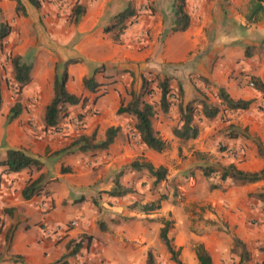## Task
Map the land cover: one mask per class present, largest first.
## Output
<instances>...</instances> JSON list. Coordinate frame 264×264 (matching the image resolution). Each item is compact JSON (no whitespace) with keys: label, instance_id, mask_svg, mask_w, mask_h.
<instances>
[{"label":"crops","instance_id":"0c3cea01","mask_svg":"<svg viewBox=\"0 0 264 264\" xmlns=\"http://www.w3.org/2000/svg\"><path fill=\"white\" fill-rule=\"evenodd\" d=\"M20 1L27 16L17 12L15 0H0V25L11 27V47L17 54L26 61L35 58L34 64L31 62L33 80L21 93L23 112L17 120L7 122L11 107L3 105L0 162L7 159L8 151L24 150L29 156L41 160L43 168L11 173L6 166L0 165V264H83V260L87 264H146V255L154 240L150 231L152 224L143 218L181 214L185 204L173 206L162 201L158 204L162 207L155 215L134 212L131 187L142 186L139 174L146 172L125 171L120 182L131 192L123 197H112L107 193L115 184L116 174L137 159L171 172L174 170V152L170 148L175 147L176 153L182 148L193 159L195 152L202 155L215 152L219 138H215L216 125L206 124L205 120L201 122L198 139L182 142L175 138L173 130L180 118L178 106L173 104L169 114L160 112L159 123L154 122L155 130L167 143L165 152L159 154L142 145L136 135L132 138L130 129H133L135 120L129 115L118 114L120 96H127V91L140 92L143 74L165 70L173 71L172 74L182 82L185 102L199 96L195 85L202 91L208 89L196 77H204L217 87L225 88L236 100H251L261 96L262 92L246 88L244 83L241 84L242 79L236 78L247 71L264 83V63L242 70L235 56L236 50L230 44L220 49L218 45L213 55L207 52L209 41L205 28L213 21L212 14L217 18L222 16V0H190V5H194L200 14L209 13L211 20L204 16L201 22L194 23L193 18L189 30L175 34H168L165 27L174 0L169 3L151 0L155 2L156 13L141 16L139 22L125 32L120 43L105 32L106 27L131 2L139 8L146 0H75L86 11L77 25L70 20L73 12L65 6L60 7L56 1H43L40 10L30 0ZM247 13L248 10L242 16L243 20ZM242 25L246 26L245 21ZM253 29L264 36V20L253 25ZM34 50L44 53L33 56ZM217 53L224 58L213 67L212 61ZM72 59L81 62L68 67L67 89L78 96L84 94L90 100V103L71 108L72 116L85 115L81 132L87 136L96 134L97 140L103 141L109 128H121L109 150L96 155L79 151L62 154L60 151L73 143L80 129L66 124L62 132L56 133L45 124L46 107L54 98L56 73L60 72L59 66ZM102 65L107 67L106 75L114 77L109 82L115 83L110 85L107 95H97L93 101L96 95L85 92L84 79ZM229 70L236 72L235 78L229 79ZM99 80L107 83L102 76ZM160 99L161 94L152 101L147 98V101L160 103ZM91 108L93 112H90ZM222 140L229 146L239 142L230 137ZM255 155L251 152L246 162L236 163L237 167L254 172L252 161ZM63 169L68 172L63 173ZM42 175L45 179L41 194L26 200L23 197L25 187ZM249 193L229 188L225 193H215L208 201L233 230L232 234L247 246L258 240L257 231H249V219L255 212L249 204ZM45 202L51 206L49 211L43 205ZM72 222L76 225L71 227ZM187 241L189 244L185 247ZM79 243L83 246L73 254ZM175 243L178 249L193 253L189 264H199L195 252L199 244L210 252L215 264L240 262L239 258L235 263H229L233 258V240L224 232L207 231L200 239L190 233L187 240L184 237ZM254 259L250 264H256Z\"/></svg>","mask_w":264,"mask_h":264},{"label":"rangeland","instance_id":"374dc122","mask_svg":"<svg viewBox=\"0 0 264 264\" xmlns=\"http://www.w3.org/2000/svg\"><path fill=\"white\" fill-rule=\"evenodd\" d=\"M50 1L58 2L60 7L65 6L66 8L71 10V13L73 12L75 6L79 5V3L75 2V0ZM146 1V3L140 4L141 6L138 8L139 13H141V16L154 15L157 11H155V2L152 3L151 0ZM169 1L171 0H165V3H169ZM189 2L190 0H188V12L192 18V25L193 18L195 21L194 23L201 22L204 16H206V18L208 17L211 20V15L209 13L200 14L199 10H197L194 5H190ZM222 2V16L217 18L212 14L213 21L210 23V25L208 24L209 27L205 28V33L209 41L207 52L213 55L215 52V47H217L218 45L220 46V49L230 44L236 50L235 56L237 57L238 64H240L242 70H248L249 67H252L256 64H263L264 42L262 41H264V36H261V34H257L253 29V25L251 27L245 26L244 28L242 25V21H245V19L243 20L242 16H244V13L248 10L250 0H228V2L222 0ZM235 2L237 6L235 5ZM172 10L173 11L168 14L170 16V19L168 18L165 26L168 31H171L174 21V7L172 8ZM72 15L70 17V20L73 23L74 17ZM215 17L219 21H217ZM140 18L133 25L137 24ZM10 35L5 40H0V74L3 84V105H5V107L12 108L17 102H20L21 93L27 86L23 90H21L14 81L11 57L19 54H17L11 47ZM148 35L150 36V34ZM148 35H144V37L149 38ZM248 48L252 53L251 57L246 56L245 52ZM43 53L44 52L42 51L39 52V50H34L32 55H42ZM214 57L215 58L212 61L213 67L219 60H221V58H224V56H221L220 53L215 54ZM28 61L29 63L32 62L34 64L35 58H31V60L29 59ZM59 70L61 73L63 70V66H60ZM232 70H229V79L235 78L236 72ZM154 71L156 70H151V72L147 75L146 73L143 74L149 80L150 89L152 90V95L147 97L148 100L152 101L156 98V96L161 94L159 85L163 81L169 79L171 85L175 90L178 85L182 83L179 78L172 74L174 73L173 71L165 72V70H163V72L161 71L160 73H155ZM163 73H166L165 77L162 76ZM107 77L108 78H104L107 83H102L103 87L99 90V92L95 94L96 97L93 101H96L97 95L99 97L107 95L109 93L110 85L115 83L109 82L114 77L108 75ZM239 78L242 79L241 84L244 83L246 88L250 87L251 89H257L261 91L257 86H255L254 88L250 86V83L255 82L256 80V77L253 74L244 71V73H241V75L236 79L238 80ZM133 88L134 87H132L131 89ZM130 93L129 91H127V96H120V107L130 101ZM203 93L208 95V98L212 104L220 107L222 110L220 115L214 120H205L206 124L214 123L216 125L215 138H219V140L217 141L218 143L215 144V152H210L205 155L197 154V152H195L196 156H192L193 159H190L189 156L186 155L187 152H185L184 149L179 148L178 152L176 153L175 147L172 149L170 148V151L172 150V152H174L172 158V167H174V170L171 172L168 170L167 178L159 184H156L154 182V178H152L147 172L139 174L142 186L131 187V200L134 203L131 206L133 207L134 212L155 215L159 213L158 210L161 209L162 206L160 207L158 206V204L162 201L170 203L173 206H177V204L179 203L185 204L184 210L181 214L175 215L170 213L166 217H155L154 219L143 218L147 219L152 224L150 231L153 236L154 244L150 248V251L154 253L157 264H176L172 260V256L168 252L166 246L160 239V231L163 228V219L172 222L170 238L172 239L173 244L177 250L178 246L175 243L177 239H184L185 237V239L187 240L190 233L197 235L199 239L204 236L207 231H220L224 232L230 237H233V230L230 229L227 222L221 219V217L217 213V210L212 206V204H209L208 201L210 197L215 193H225L229 188H237L240 191H244V194L245 192H250L248 195V200L249 204L251 203V208H253L255 212L249 219L251 227L249 231H257L258 240L255 243L249 244L248 249H250L252 256H255L252 257V260L253 258H255L254 263L264 264V253L261 252V249L264 247V204L256 202L250 198L251 194L264 191V180L261 182L245 185L230 184L229 186H227L226 190L212 189L213 184H217L218 180H210L205 177L204 174V171L207 167H219L220 165H228L229 161H231L232 157L234 158V156H236V163L243 164L244 162H246V158L251 152L256 153L255 159L252 161V169L254 170V172L260 171L262 168H264V158L260 156L257 147V143H261L264 146V94L262 92L261 96L251 99L253 100V103L249 110L228 112L224 110L222 101L217 99L215 97V94L211 90L205 89ZM86 103H90L89 98H87ZM151 103H156L159 106L158 102ZM197 105L199 106V104ZM200 109L201 108H198L199 114ZM90 112H93V108H91ZM77 115L79 114H74L73 116L76 117ZM161 115L162 114L159 111V114L155 119V121H158L157 123H159ZM133 119L135 120V118ZM203 121L204 120H202V122ZM69 122L70 121H68L64 125L68 124ZM178 124L179 122L177 123V125ZM132 127L134 129V126ZM233 127L235 130H233ZM133 129H130L132 138L135 137V131ZM236 129H238V131L240 132V136L237 138V140L239 141L238 144L232 146L226 145L225 141L222 139L229 137L230 133L232 131H236ZM244 129H247V132H245ZM230 149H233L235 151L234 155L229 154ZM189 190H191L192 193H188ZM150 205H157L158 208L155 210L147 211L146 207H149ZM136 218L137 216H135L134 219ZM188 242L189 241H187V244H185V247L188 246ZM192 254V252L189 254L188 252L181 249L180 259L185 264H189L192 260ZM231 256L233 258L231 259V261L228 260L229 263H235L236 259L239 260V255L237 252H234L233 248H231ZM85 261L86 260H83V264H87ZM225 263L226 261H224L222 264Z\"/></svg>","mask_w":264,"mask_h":264},{"label":"trees","instance_id":"16d2710c","mask_svg":"<svg viewBox=\"0 0 264 264\" xmlns=\"http://www.w3.org/2000/svg\"><path fill=\"white\" fill-rule=\"evenodd\" d=\"M17 2V12L24 16H27V11L20 0ZM45 0H30V2L38 9H41L42 2ZM228 2V0H224ZM174 21L171 31L168 34H175L187 31L192 26V18L188 12V0H174ZM85 8L80 5H76L73 10V23L78 24L85 14ZM141 17L139 9L134 2H131L126 9L117 14L111 24L106 27L105 32L111 34L115 42H122V37L131 25ZM264 20V0H250L248 13L245 15L246 26H252L260 23ZM245 26H243L244 28ZM11 33V27L8 24L0 25V40H5ZM246 56L251 57L252 53L249 48L246 49ZM81 61L72 59L61 66H63L62 72H57L54 82V98L45 110V124L49 129H58L62 127L68 121L74 118L84 121L85 115L79 114L76 117L72 116L71 108L77 107L87 102V98L84 96H78L72 94L67 89V83L69 80L68 67L73 64H77ZM11 64L13 68L14 81L23 90L32 82L33 65L25 61L20 55L11 57ZM60 67V66H59ZM58 71V67H57ZM107 67L102 65L96 67L93 70L91 76L84 79L85 92L90 94H96L103 87V84L99 80V76L108 78L106 74ZM201 81L205 87L211 90L215 97L222 101L224 110L228 112H238L249 110L253 100H236L223 87H217L204 77H196ZM142 89L140 92L131 91V99L128 103L123 104L119 111V115H129L135 118L134 131L135 135L139 138V142L150 150H153L159 154L165 152L167 143L161 138L160 134L154 128V122L157 118L159 111L163 114H169L171 106L173 104L178 106L179 124L174 128L173 134L175 138L182 142H189L196 140L201 134V122L202 120H214L221 113V108L212 104L208 98V95L203 93V89L195 85L196 92L199 96L193 100L185 102L186 94L183 85L180 84L174 89L169 79L163 81L159 85L161 91V99L159 106L156 103H151L146 100L148 96L152 95L150 89L149 80L144 75L142 76ZM193 81V79H192ZM194 83V81H193ZM255 86H257L264 93V83L260 80H255ZM199 104V106L197 105ZM3 107V84L0 74V112ZM200 109V114L199 110ZM23 112V106L20 102H17L11 109L8 115L7 122H13L17 120ZM233 130L234 127H233ZM75 138L73 143L66 149L60 151L62 154H72L77 151L96 155L98 153L109 150L116 138L121 133L120 127H111L105 133V139L103 141L97 140V135L93 134L87 136L81 132ZM247 132V129H244ZM240 136L238 129L232 131L229 135L230 138L237 139ZM258 151L261 157L264 158V146L261 143H257ZM236 156L232 157L229 165H220L219 167H207L205 169V177L210 180H218L217 184H213L212 189L226 190L227 186L231 185H245L261 182L264 180V168L257 172L244 171L237 167ZM0 165L6 166L11 173H19L26 169L41 170L43 168V162L39 159L29 156L24 150H10L7 152V159L0 162ZM126 170L132 172H147L152 178L155 179V183L159 184L167 178L168 169L165 167L156 168L152 163L143 159H137L133 161L127 169L116 174L115 184L113 188L107 193L112 197H123L131 191L121 184L120 179L125 174ZM68 172V169H63V173ZM45 177L40 176L34 181H30L23 191V197L26 200L32 199L35 195L41 194L42 184ZM250 198L256 202L264 204V191L251 194ZM157 205H150L146 207L147 211L157 209ZM172 228V222L163 219V228L160 231V239L166 246L168 252L172 256V260L176 264H185L181 259V249H176L170 238V230ZM233 250L237 252L240 258L239 264H250L252 261V254L248 249L247 244L236 237H232ZM82 243H79L73 252L76 254L82 247ZM195 252L198 258L199 264H215L210 252L205 248L203 244H199L195 248ZM264 253V247L261 249ZM146 264H157L156 257L152 251L147 254Z\"/></svg>","mask_w":264,"mask_h":264},{"label":"built area","instance_id":"2783aa9c","mask_svg":"<svg viewBox=\"0 0 264 264\" xmlns=\"http://www.w3.org/2000/svg\"><path fill=\"white\" fill-rule=\"evenodd\" d=\"M250 86L254 88L255 87V82H251L250 83ZM67 125L68 126H72L73 125V127H75L76 129H81L82 126H83V122L80 121L77 118H74ZM63 130L64 129H63V126H62V127L58 128V129H54L53 131L56 132V133H60ZM229 154L234 155L235 154V151L233 149H230L229 150ZM43 205L45 206L46 211H49L51 209V206H48L49 204L47 202L43 203ZM75 225H76V223L75 222H72L70 226H75Z\"/></svg>","mask_w":264,"mask_h":264}]
</instances>
